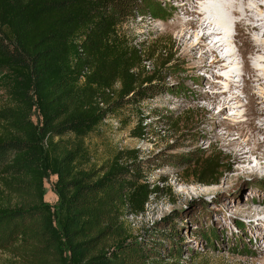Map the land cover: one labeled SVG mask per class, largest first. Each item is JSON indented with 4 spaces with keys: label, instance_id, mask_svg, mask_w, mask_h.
I'll use <instances>...</instances> for the list:
<instances>
[{
    "label": "trees",
    "instance_id": "1",
    "mask_svg": "<svg viewBox=\"0 0 264 264\" xmlns=\"http://www.w3.org/2000/svg\"><path fill=\"white\" fill-rule=\"evenodd\" d=\"M142 4L0 0V92H5L0 105V251L25 264L183 260L184 239L173 240V231L157 233L172 245L167 253L172 259L165 261L160 243H144L146 236L124 235L113 227L126 213H144L151 197L162 191L143 175L139 152L122 149L97 168L89 147V140L128 104L145 103L147 93L158 88L149 85L175 60L169 40L139 41L127 33L128 25L144 16ZM145 110L152 111L146 105L137 115ZM149 119H140L132 137L150 136ZM221 162L209 157L188 176L207 183L221 174ZM51 176L56 177V209L45 201V180Z\"/></svg>",
    "mask_w": 264,
    "mask_h": 264
},
{
    "label": "rangeland",
    "instance_id": "2",
    "mask_svg": "<svg viewBox=\"0 0 264 264\" xmlns=\"http://www.w3.org/2000/svg\"><path fill=\"white\" fill-rule=\"evenodd\" d=\"M180 1L186 3L183 6L189 11L195 9L199 12L202 9L196 0H143L141 9L144 16L126 28L127 33L139 41L169 40L173 45L171 57L175 60L149 85V88L156 85L158 88L147 93L144 104L131 102L121 111L123 114L119 112L122 114L120 117L110 121L89 140L92 162L100 168L122 149L139 152L137 162L143 167V175L152 187H159L162 191L151 197L144 213H126L113 227H118L124 235L146 236L144 243H160L165 261L172 259L167 254L172 245L167 236L157 233L169 234L173 231V240L184 239L181 264H264V216L259 215L264 209V169H255V164L248 167L236 163L229 156L230 148L214 135L219 124L224 126L218 129L221 136L232 126V139L243 136L241 141L250 150L256 141L257 134L253 132L258 131L248 125L243 131L238 129L242 121L251 118H235L236 112L244 115V108L237 111L229 107L220 113V108L210 106L207 97H204L211 90L209 80L221 82L219 90H224L227 83L215 78L220 69L214 68V72L206 76L207 67L192 69L194 61L184 57V46L176 25L190 19L183 11H178ZM193 2L196 4L194 8L188 5ZM208 6L211 5H205ZM176 14L181 19H177ZM231 30L238 34L235 25ZM245 43L246 48L251 47L248 41ZM245 43L231 48L237 51V46ZM247 56H251L250 53ZM200 57L198 52L195 60ZM164 61L165 58L158 60L159 64ZM212 61L213 58H207L208 65ZM148 65L153 70V62ZM237 65L242 69L244 61L238 59ZM188 87L200 91L198 94L203 96L198 98ZM243 88L242 81L232 93H239L242 104L247 105V94L242 93ZM4 100L5 92L1 91L0 105ZM146 105L152 111L145 110L142 116L137 115V110ZM37 116V113L33 115L34 121H37ZM144 116L150 117L145 124L152 122L150 136L145 139L132 137L133 130ZM176 121L181 124L169 126ZM257 139L264 143V133H259ZM262 153L264 149L258 151V155ZM209 157L221 159L222 172L219 176L207 183L188 176V170L198 163L203 164ZM55 181L54 176L45 180V201L53 209L57 208L59 200L53 187ZM0 264L25 263L8 252L0 251Z\"/></svg>",
    "mask_w": 264,
    "mask_h": 264
},
{
    "label": "bare ground",
    "instance_id": "3",
    "mask_svg": "<svg viewBox=\"0 0 264 264\" xmlns=\"http://www.w3.org/2000/svg\"><path fill=\"white\" fill-rule=\"evenodd\" d=\"M196 1L202 7L199 12L195 11V9L189 11L186 6H183L186 3L183 1L179 2L178 11H183L190 19L182 21V23L178 22L176 25L181 34L184 57H189L194 61L192 69L207 67L206 76L214 72V68L220 69L221 71L216 74L215 78L225 81L227 86L224 90H219L221 82L209 80L211 90L204 97H207L210 106L220 108V113H224L229 107H234L237 111L244 108V115L236 112L235 118L238 119L239 116L241 118L243 116L251 118L247 121H242L238 129L243 131L244 127L248 125L258 131L257 133L253 132L257 135H255L254 147L250 150H247L246 145L241 141L243 136L232 139L234 132V127L232 126L228 128L226 134L221 136L220 131L218 132V129L223 126V123H221L215 129L214 135L230 148L229 156H232L236 163H241L248 167H252L255 164V169H264V153L258 155V151L264 149V143L259 142L257 139L259 133H264V107H262V104H264V0H233L229 4H226V1L229 0ZM214 1L218 5L224 6L225 9L222 13H218L217 8L212 5ZM206 4L211 6L205 7ZM188 5L194 8L196 4L193 2ZM229 16L234 17L237 35L232 32L227 23ZM176 17L181 19L179 14H176ZM190 29H192L191 33ZM189 33L190 35L187 38L186 35ZM247 41L248 45L251 46L250 48H246L245 42ZM240 43L245 44L237 46V51L231 48ZM198 52L201 53V57L195 60ZM249 53L251 56L248 57L247 54ZM208 57L213 58L210 65L207 64ZM240 58L244 61L242 69L238 65L236 66V62ZM247 75L249 76L248 78H246ZM234 77H237V79L234 80ZM242 81L244 82L242 93L247 94V105L242 104L239 93H232ZM188 89L193 95L197 94L198 98L203 96L198 94L200 91L191 90L193 89L191 87H188ZM212 95L213 98L211 97ZM249 145L248 143L247 146ZM253 156H256V158ZM259 215L264 216V209L259 212Z\"/></svg>",
    "mask_w": 264,
    "mask_h": 264
}]
</instances>
